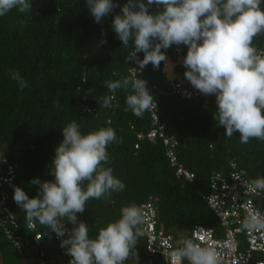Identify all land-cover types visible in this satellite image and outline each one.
Instances as JSON below:
<instances>
[{
	"label": "trees",
	"instance_id": "trees-1",
	"mask_svg": "<svg viewBox=\"0 0 264 264\" xmlns=\"http://www.w3.org/2000/svg\"><path fill=\"white\" fill-rule=\"evenodd\" d=\"M31 3L32 14L13 9L0 17V151H7L9 163L17 167L16 187L35 198L39 186L32 185V179L54 180L50 169L67 123L75 120L82 134L110 126L123 143L109 146V166L126 189L113 194V203L89 200L84 213H77V223L84 222L89 227V237L94 238L100 227L118 219L122 206L133 202L141 205L151 195L158 199V229L175 240L180 234L188 237L196 226L212 229L220 237L219 221L202 199L208 193L209 178L214 172L227 174L230 162L247 180L264 176V142L253 139L242 145L238 133L226 138L225 129L213 119L214 96L197 91L199 97L192 101L172 97L163 75V61L159 68L149 64L139 71V77L156 86V91L149 92L157 103L159 119L178 141V161L194 175L191 182L177 179L161 142L137 139L150 128L147 112L142 118L125 112L127 94L122 90L115 93L112 108L105 109L97 103L100 97L111 94L104 87L105 80L118 79L129 75L130 68H138L126 60L132 41L125 48L111 27L113 16L121 14L120 8L97 24L86 0ZM113 3L123 6L127 0ZM157 10L155 6L149 9L150 13ZM102 40L107 43L102 45ZM255 43L264 48V36ZM162 51L167 55L169 49ZM186 52V46H179L175 60L180 61ZM137 55L143 59V53ZM13 71H19L29 87L19 90L9 75ZM115 72L120 75L114 76ZM89 89L94 91L89 93ZM57 102L59 107L55 106ZM209 143L214 146L210 148ZM255 203L264 208V196ZM8 207L19 225L16 234L30 238L25 213L13 199ZM36 230L43 240L52 236L51 230L39 224ZM239 239L244 250L243 237ZM136 251L138 264H157L158 259L147 255L142 242L136 245ZM254 257L264 260L263 253Z\"/></svg>",
	"mask_w": 264,
	"mask_h": 264
},
{
	"label": "clouds",
	"instance_id": "clouds-1",
	"mask_svg": "<svg viewBox=\"0 0 264 264\" xmlns=\"http://www.w3.org/2000/svg\"><path fill=\"white\" fill-rule=\"evenodd\" d=\"M262 4L264 0H127L121 6L113 0H86L97 24L120 8L111 27L125 48L132 41L126 60L138 65L130 68L129 75L105 80L104 87L111 94L97 103L112 108L115 93L122 90L127 94L124 111L142 118L156 109V103L147 82L137 78L138 71L149 64L159 68L167 59L162 49L186 46V55L180 59L186 69L184 77L201 95L215 97L213 119L225 129L224 136L231 139L238 133L242 145L253 139L264 142V48L255 43L264 36ZM153 6L158 10L150 13ZM13 9L32 14L31 0H0V17ZM138 53H143V59ZM9 75L19 90L29 87L19 71ZM55 106L59 107L58 102ZM62 135L50 169L54 180L32 179L30 183L39 186L35 198H29L20 187L14 188L13 200L26 213L25 227L31 231L39 224L54 232L61 238L60 247L72 257L69 264H138L136 245L145 235L147 220L143 205L122 206L119 218L100 227L94 238L89 237L84 222L77 223V213H84L89 200L108 205L114 202V193L125 191V183L109 166L108 152L110 145L123 143V138L110 126L82 134L75 120L62 128ZM244 187L247 193L264 196V176L245 181ZM244 207L238 231L264 234V211L252 207L251 201ZM65 221L74 225L71 231L65 229ZM205 232L201 228L192 237L179 240L169 253V264H223V251L201 242L205 237L198 234ZM257 264L264 260L257 259Z\"/></svg>",
	"mask_w": 264,
	"mask_h": 264
},
{
	"label": "built area",
	"instance_id": "built-area-1",
	"mask_svg": "<svg viewBox=\"0 0 264 264\" xmlns=\"http://www.w3.org/2000/svg\"><path fill=\"white\" fill-rule=\"evenodd\" d=\"M178 47L174 45L169 48L166 55L167 59L163 61V75L168 85V93L172 97L181 101H192L199 97V93L185 79L184 72L186 69L180 61L175 60ZM166 61L168 63L167 66ZM139 76L140 72L138 71L137 78L140 79ZM146 87L151 91L157 90L156 86L150 83H147ZM147 113L149 115L150 128L146 134L137 135V139L139 141L143 139L160 141L168 165L174 171L175 177L186 182L193 181V173L189 172L177 159L176 148L178 141L168 134L165 125L160 121L157 103L156 109L153 108ZM6 153L7 151H0V228L6 239L20 256H26L29 250H33L44 264H69L72 257L66 254V249L60 247L61 238H58L54 232H52V240L58 245V249L51 255L44 250L42 235L36 230V227L31 231L26 228L31 238L20 237L16 234L19 225L8 204L14 196L17 167L15 164L9 163ZM228 167L229 171L227 174L214 172L210 176L208 193L202 196L203 201L219 221L222 235L217 237L212 229L196 226L185 238L192 237L194 231L202 228L206 232L198 234L205 237V240L201 242L216 246L222 250L224 253L223 264H257L254 255L257 253L264 254V247H261L264 246V234L242 232L238 231V229L240 221L246 212L244 207L246 202L251 201V206L261 209V211H264V208L258 207L255 203V199L260 196H254L246 192L244 182L248 180L244 173L238 171L233 162H230ZM141 205L145 209L147 220L145 235L139 242L144 244L145 252L148 256L153 258L160 257L166 264H169V253L177 247L178 241L172 235L157 227L158 199L156 196H149ZM64 227L71 231L74 225L65 221ZM241 236L245 245L244 250L239 239ZM63 238H67V233Z\"/></svg>",
	"mask_w": 264,
	"mask_h": 264
},
{
	"label": "crops",
	"instance_id": "crops-1",
	"mask_svg": "<svg viewBox=\"0 0 264 264\" xmlns=\"http://www.w3.org/2000/svg\"><path fill=\"white\" fill-rule=\"evenodd\" d=\"M51 235L48 238L43 240L44 250L48 254H54L58 249V245H56L52 239ZM31 238V235H30ZM158 258L157 264H166L165 261ZM159 259H161L159 261ZM0 264H44L35 251L29 250L26 256H20L17 254L15 248L9 243L6 239L2 229L0 228Z\"/></svg>",
	"mask_w": 264,
	"mask_h": 264
},
{
	"label": "rangeland",
	"instance_id": "rangeland-1",
	"mask_svg": "<svg viewBox=\"0 0 264 264\" xmlns=\"http://www.w3.org/2000/svg\"><path fill=\"white\" fill-rule=\"evenodd\" d=\"M52 239V237H51ZM181 239H185V236L183 234H180L179 237L177 238V241L181 240ZM53 241V240H52ZM158 259V258H157ZM161 259H159L160 261Z\"/></svg>",
	"mask_w": 264,
	"mask_h": 264
},
{
	"label": "bare ground",
	"instance_id": "bare-ground-1",
	"mask_svg": "<svg viewBox=\"0 0 264 264\" xmlns=\"http://www.w3.org/2000/svg\"><path fill=\"white\" fill-rule=\"evenodd\" d=\"M166 64H168L167 61H166Z\"/></svg>",
	"mask_w": 264,
	"mask_h": 264
}]
</instances>
